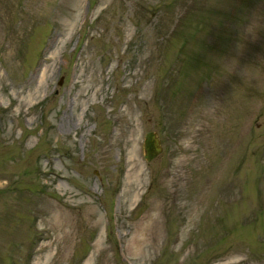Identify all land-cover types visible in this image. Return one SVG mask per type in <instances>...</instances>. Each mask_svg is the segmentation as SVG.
I'll return each mask as SVG.
<instances>
[{"label": "rangeland", "instance_id": "obj_1", "mask_svg": "<svg viewBox=\"0 0 264 264\" xmlns=\"http://www.w3.org/2000/svg\"><path fill=\"white\" fill-rule=\"evenodd\" d=\"M0 264H264V0H0Z\"/></svg>", "mask_w": 264, "mask_h": 264}, {"label": "water", "instance_id": "obj_2", "mask_svg": "<svg viewBox=\"0 0 264 264\" xmlns=\"http://www.w3.org/2000/svg\"><path fill=\"white\" fill-rule=\"evenodd\" d=\"M144 158L147 161H152L162 152L161 140L154 131L146 132L143 141Z\"/></svg>", "mask_w": 264, "mask_h": 264}]
</instances>
